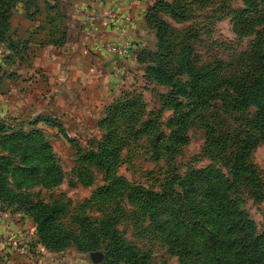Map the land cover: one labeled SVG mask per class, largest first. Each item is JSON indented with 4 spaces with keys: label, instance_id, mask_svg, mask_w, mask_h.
<instances>
[{
    "label": "rangeland",
    "instance_id": "obj_1",
    "mask_svg": "<svg viewBox=\"0 0 264 264\" xmlns=\"http://www.w3.org/2000/svg\"><path fill=\"white\" fill-rule=\"evenodd\" d=\"M150 6L154 22L166 25L163 52L170 55L176 78L171 87L147 80L144 66V82L124 90L119 98L142 105L129 118L130 131L113 132L120 141L117 147L106 145V129L100 124L114 101L90 110L92 115L80 121L73 115L30 117L25 110L13 114L0 108L5 112L0 116V176L5 188L0 194L1 246L15 238L7 222L12 217L27 224L28 239L20 252L39 257L42 249L34 245L35 228L24 208L43 204L61 209L54 223L58 237L69 233L73 240L63 251L45 250L52 261L59 259L58 264H104V254L115 256L114 240L136 255L135 264H229L232 257L229 253L225 263L228 253L223 244L214 247L210 242L211 253L198 244L223 231L224 220L218 217H223L222 209L212 206L210 186L185 185L189 174L212 169L224 183L221 193L234 201V211L250 220L254 236L261 238L255 257L264 264V127L256 118L255 105L243 104L239 90L251 81L254 51L264 34L261 0L251 8L244 0H153ZM54 7L53 0L9 4L0 26L2 78L15 76L7 67L27 63L7 58L26 46L14 35L24 37L25 27L40 29ZM148 51L160 49L156 45ZM188 65L192 75L185 73ZM224 80L231 85L220 86ZM27 94H32L29 88ZM245 144L248 155L236 173V154ZM160 197L166 200L157 201ZM32 212L42 217L37 207ZM182 218L190 230L187 241L171 244L167 232L181 234L177 222ZM5 233L12 238H2ZM231 235L240 233L232 229ZM92 243L96 249L88 251ZM232 260L239 264L237 258ZM113 261L132 264L126 259Z\"/></svg>",
    "mask_w": 264,
    "mask_h": 264
},
{
    "label": "crops",
    "instance_id": "obj_2",
    "mask_svg": "<svg viewBox=\"0 0 264 264\" xmlns=\"http://www.w3.org/2000/svg\"><path fill=\"white\" fill-rule=\"evenodd\" d=\"M152 2H56L54 14L49 13L40 23V29L25 27L24 37L14 35L26 42L29 59L26 65L7 67L8 73H15V76L2 78L0 82V108L11 110L13 114L25 110L30 117L73 115L80 121L81 117L84 120L92 115L90 110L103 109L106 104L119 99L124 90L134 88L139 81L144 82V65L136 60V53L140 49H156L155 29L146 23L145 16ZM112 15H128L133 20V24L127 27L132 42L127 55L94 50L95 45L121 41L115 27L122 23L115 21ZM28 88L31 95L27 94ZM55 109L62 113H55ZM2 114L5 112H0V116ZM12 219L10 217L8 221L15 238L0 245V261H7V264H58L59 259L52 261L44 249L39 257L21 253L19 246L28 239L27 224ZM3 222L0 221V234L4 233Z\"/></svg>",
    "mask_w": 264,
    "mask_h": 264
},
{
    "label": "trees",
    "instance_id": "obj_3",
    "mask_svg": "<svg viewBox=\"0 0 264 264\" xmlns=\"http://www.w3.org/2000/svg\"><path fill=\"white\" fill-rule=\"evenodd\" d=\"M59 0H53L56 4ZM248 8H251L255 4V0H244ZM12 0H0V26L4 23V14L9 7V4ZM264 7V0H261V6ZM149 11V12H148ZM264 16V15H263ZM264 19V17H263ZM154 13L153 6H150L146 11V23L152 26L155 29V35L157 39V48L160 49L159 52H150L148 49H140L136 53V60L145 66V74L144 78L151 81H156L160 84L171 87L170 85H174L175 69H171L169 62L170 55L167 52H163L165 47L163 46V39L165 36V28L166 25L163 22H154ZM2 37V31L0 30V38ZM25 42V41H24ZM27 46H25L21 51L16 52L12 51L9 55H7L8 59L18 61L27 62L29 59V54L26 53ZM254 66L253 69L249 72L248 76H250L251 81L243 83L240 87V93L242 94V102L243 104H247L250 102L255 105L257 112L256 118L260 123L261 127H264V34H261L258 38V42L256 44V49L254 51ZM14 58V59H13ZM9 61V60H8ZM188 64V62H187ZM5 72L4 66L0 63V82L2 80V74ZM186 74L192 75V70L189 65L186 67ZM195 80V77L192 76ZM220 86H230L229 81L224 80L220 84ZM188 94H190V89L188 90ZM129 97H124L123 99L115 100L111 106L107 110L106 117L101 120L100 124L102 127L106 129V137L104 141L106 145H110L112 147H117V143L120 142L112 137L113 132H128L130 131V127L128 124L130 116L137 115L138 110L140 111L141 103L137 100H129ZM135 110V113H134ZM140 113V112H139ZM123 118L124 123H118V119ZM1 119V118H0ZM45 119V118H44ZM3 120V119H1ZM46 122H49L51 125V121L45 119ZM135 120V119H134ZM130 122V121H129ZM134 125V124H133ZM3 127V121H0V128ZM122 128V129H121ZM112 132V133H111ZM35 130H32V134H36ZM248 155V146L247 144L243 145L240 150L236 154L235 158V172L237 173L241 169V161L244 156ZM100 162V161H99ZM108 171V169H107ZM202 182L210 186L209 188V196L211 200L212 206L216 205L222 209L223 217L220 215L219 220H224L223 231L222 233L216 237V234H213L211 239H205L198 244L208 253H211L210 242L215 243L217 247H220L221 244L226 246V254L224 256V261L227 263L229 258V253L231 254L232 259L237 258L239 264H261L260 261L255 257L256 251L261 244L262 240L259 237H255L252 232V224L250 220L244 218L241 214L234 211V201L232 199H228L227 196L221 193L222 189H224V183L219 178L218 172L210 169L206 172H197L189 174L185 179L186 186H193L195 183ZM217 183V185H215ZM5 192L3 179L0 176V194ZM164 197H160L156 199L157 201L164 202L166 199ZM30 209L27 208L25 210L27 215L31 216L33 225L35 228L36 236L34 245L44 249V250H55L56 252L63 251L69 241H73L72 238L69 237V233H63L61 237H58L59 233H57V229L55 228V221L57 217L61 213V209L57 206H48L43 204H30ZM37 207L40 212H42V217L36 218V214H32V209ZM221 223V222H220ZM219 225L215 226L214 229L218 231ZM179 229L181 230V234L178 235V232L173 233L172 231L167 232L168 241H171V244H185L186 239L190 233L187 223L185 220L177 222ZM232 229H236L239 231L240 235L238 237L231 235ZM188 230V231H187ZM189 232V233H188ZM198 233L194 232L193 236H197ZM230 236L232 239L227 240L224 243V240L219 239ZM234 241L238 242V246H234ZM74 242L78 245L77 241L74 239ZM93 244V245H92ZM87 245L88 251L95 250V243ZM24 246V245H23ZM112 246L114 247L112 253L115 255L112 257V254H104V264H115V261H119L121 259H126L132 261V264L137 262L136 255L131 253L128 248L121 247V245L117 241L112 242ZM22 247V244L19 246ZM38 248V250H39ZM80 248V247H79ZM37 250V249H35ZM83 250V248L81 249ZM85 251V250H84ZM87 251V250H86ZM117 251L119 253H117ZM37 253L33 249H29V253ZM223 254V253H222ZM184 259L185 257L182 256ZM216 257L215 260H217ZM231 259L229 264H236ZM120 262V261H119ZM204 263H208V261H204ZM118 264V263H116Z\"/></svg>",
    "mask_w": 264,
    "mask_h": 264
},
{
    "label": "built area",
    "instance_id": "obj_4",
    "mask_svg": "<svg viewBox=\"0 0 264 264\" xmlns=\"http://www.w3.org/2000/svg\"><path fill=\"white\" fill-rule=\"evenodd\" d=\"M114 17L115 21L122 23L121 25H116V30L121 36L120 42H106L103 44H98L94 46V50L97 52L105 51L112 54L117 55H127L128 51L132 45L131 37L128 34L127 27L131 24H133V20L128 15H112ZM124 24V25H123ZM7 221V220H6ZM9 223V221H7ZM2 238H8L11 239V234L5 233V235L2 236ZM10 241V240H8ZM23 250V247H21Z\"/></svg>",
    "mask_w": 264,
    "mask_h": 264
}]
</instances>
